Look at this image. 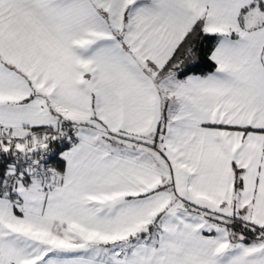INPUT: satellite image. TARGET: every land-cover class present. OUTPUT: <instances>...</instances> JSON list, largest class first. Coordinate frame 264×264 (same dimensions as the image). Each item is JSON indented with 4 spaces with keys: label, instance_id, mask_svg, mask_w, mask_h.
<instances>
[{
    "label": "snow or ice",
    "instance_id": "6c2138e0",
    "mask_svg": "<svg viewBox=\"0 0 264 264\" xmlns=\"http://www.w3.org/2000/svg\"><path fill=\"white\" fill-rule=\"evenodd\" d=\"M0 264H264V0H0Z\"/></svg>",
    "mask_w": 264,
    "mask_h": 264
}]
</instances>
